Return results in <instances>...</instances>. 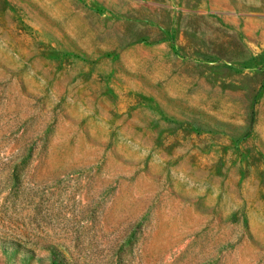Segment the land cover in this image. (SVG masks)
Returning <instances> with one entry per match:
<instances>
[{
  "label": "rangeland",
  "instance_id": "1",
  "mask_svg": "<svg viewBox=\"0 0 264 264\" xmlns=\"http://www.w3.org/2000/svg\"><path fill=\"white\" fill-rule=\"evenodd\" d=\"M0 264H264V0H0Z\"/></svg>",
  "mask_w": 264,
  "mask_h": 264
}]
</instances>
